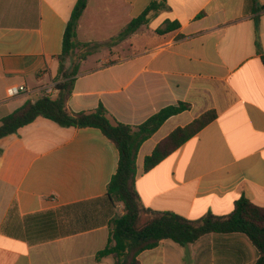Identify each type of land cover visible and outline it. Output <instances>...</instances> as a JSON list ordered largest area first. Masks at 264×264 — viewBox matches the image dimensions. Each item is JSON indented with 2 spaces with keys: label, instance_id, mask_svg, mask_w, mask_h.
Wrapping results in <instances>:
<instances>
[{
  "label": "crops",
  "instance_id": "crops-1",
  "mask_svg": "<svg viewBox=\"0 0 264 264\" xmlns=\"http://www.w3.org/2000/svg\"><path fill=\"white\" fill-rule=\"evenodd\" d=\"M152 0H88L77 39L107 43ZM76 0H0V120L57 85V57ZM148 25L79 66L71 113L99 106L137 126L164 107L189 104L139 149L135 188L144 207L187 219L225 215L241 197L264 207V0H166ZM178 25L158 33L168 23ZM170 25V24H169ZM25 91L11 95V89ZM58 92L55 94L56 99ZM215 120L155 167L144 158L177 127ZM167 129H164L166 128ZM118 150L97 128L37 117L0 138V264H113L95 260L123 214L106 187ZM241 234L163 240L139 264H254Z\"/></svg>",
  "mask_w": 264,
  "mask_h": 264
},
{
  "label": "trees",
  "instance_id": "trees-1",
  "mask_svg": "<svg viewBox=\"0 0 264 264\" xmlns=\"http://www.w3.org/2000/svg\"><path fill=\"white\" fill-rule=\"evenodd\" d=\"M87 1L76 0L66 24L62 50L57 57V98L50 100L42 96L34 102L26 101L3 117L0 120V138L16 133L37 117H43L61 127L97 128L115 146L119 159L116 171L107 184L106 194L112 203L122 205L123 214L110 221V240L104 249L97 252V262L111 258L113 264H139V254L156 248L163 240L186 246L206 234H241L257 251L254 264H264V207H258L244 197L234 202L233 209L228 214L208 213L193 220L171 212L154 211L141 203L135 188L139 149L165 121L187 111L189 104L178 103L164 107L137 126L116 121L102 106L93 111L77 113L66 109L79 66L88 56L100 47H109L124 40L142 26L148 25L153 16L167 9L166 0H152L137 18L131 20L107 43H85L77 39V26ZM177 25L176 22L168 23L165 29L157 32L172 30ZM216 117L214 110H208L185 126L175 128L144 158L143 172L155 167Z\"/></svg>",
  "mask_w": 264,
  "mask_h": 264
},
{
  "label": "built area",
  "instance_id": "built-area-1",
  "mask_svg": "<svg viewBox=\"0 0 264 264\" xmlns=\"http://www.w3.org/2000/svg\"><path fill=\"white\" fill-rule=\"evenodd\" d=\"M21 91H25L23 86L14 87L11 89V95H16ZM58 92L55 84H50L49 86L43 89V96L47 97L50 100H54L55 94Z\"/></svg>",
  "mask_w": 264,
  "mask_h": 264
},
{
  "label": "rangeland",
  "instance_id": "rangeland-1",
  "mask_svg": "<svg viewBox=\"0 0 264 264\" xmlns=\"http://www.w3.org/2000/svg\"><path fill=\"white\" fill-rule=\"evenodd\" d=\"M164 129H167V127H166V128H164Z\"/></svg>",
  "mask_w": 264,
  "mask_h": 264
}]
</instances>
